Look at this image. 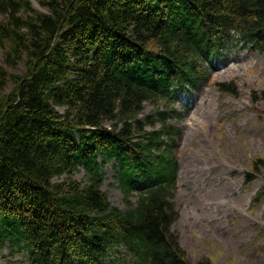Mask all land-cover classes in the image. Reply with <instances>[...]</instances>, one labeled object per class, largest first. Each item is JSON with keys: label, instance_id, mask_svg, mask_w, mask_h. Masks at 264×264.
<instances>
[{"label": "trees", "instance_id": "16d2710c", "mask_svg": "<svg viewBox=\"0 0 264 264\" xmlns=\"http://www.w3.org/2000/svg\"><path fill=\"white\" fill-rule=\"evenodd\" d=\"M39 3L44 11L0 0L4 64L23 67L8 75L0 66V258L191 264L173 230L179 130L168 111L140 115L210 84L227 48L264 54V0ZM221 90L237 94L232 84ZM110 161L130 210L102 190Z\"/></svg>", "mask_w": 264, "mask_h": 264}, {"label": "rangeland", "instance_id": "374dc122", "mask_svg": "<svg viewBox=\"0 0 264 264\" xmlns=\"http://www.w3.org/2000/svg\"><path fill=\"white\" fill-rule=\"evenodd\" d=\"M30 1L44 11L39 0ZM0 66L8 75L23 71L21 66L17 71L7 67L2 51ZM209 71L210 84L187 85L174 103H148L140 118L156 119L158 110L168 111L179 130L173 147L179 168L174 194L179 217L173 230L189 263L209 259L211 264H264V54L238 45L227 48ZM227 84L237 94L221 90ZM13 89L11 80L6 94ZM114 163L103 166L102 190L116 207L130 210L133 204L124 200ZM84 176L82 170L75 179ZM129 201L135 203L136 198ZM121 251L129 260L128 251ZM23 260L15 254L0 258V264H28Z\"/></svg>", "mask_w": 264, "mask_h": 264}]
</instances>
